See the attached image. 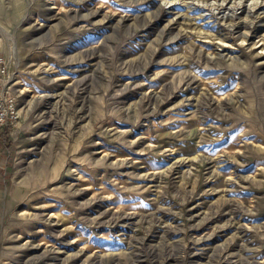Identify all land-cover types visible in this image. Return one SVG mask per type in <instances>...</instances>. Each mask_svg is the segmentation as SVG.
I'll list each match as a JSON object with an SVG mask.
<instances>
[{"label": "rangeland", "instance_id": "obj_1", "mask_svg": "<svg viewBox=\"0 0 264 264\" xmlns=\"http://www.w3.org/2000/svg\"><path fill=\"white\" fill-rule=\"evenodd\" d=\"M263 42L264 0H0V264H264Z\"/></svg>", "mask_w": 264, "mask_h": 264}, {"label": "built area", "instance_id": "obj_2", "mask_svg": "<svg viewBox=\"0 0 264 264\" xmlns=\"http://www.w3.org/2000/svg\"><path fill=\"white\" fill-rule=\"evenodd\" d=\"M0 58V126L15 119V99L9 92L8 72Z\"/></svg>", "mask_w": 264, "mask_h": 264}, {"label": "bare ground", "instance_id": "obj_3", "mask_svg": "<svg viewBox=\"0 0 264 264\" xmlns=\"http://www.w3.org/2000/svg\"><path fill=\"white\" fill-rule=\"evenodd\" d=\"M217 2H218V1H217ZM257 5H258V4H257ZM259 7H260V6H259ZM219 10H220V9H219ZM247 12H248V11H247ZM255 12H256V11H255ZM214 14H215V13H214ZM217 15H219V12L217 13ZM234 15H235V12H234ZM236 15H237V14H236ZM256 15H257V14H256ZM222 16H224V15H222ZM232 16H233V12H232L231 14L227 15L226 18H230V17H232ZM200 17H201V16H200ZM200 17H199V18H200ZM208 17H209V16H208ZM210 17H213L214 20H216V18H217V16H215V15H213V16L211 15ZM226 18H225V19H226ZM260 18H261V17H260ZM261 19H262V18H261ZM217 20H218V19H217ZM222 20H223V19H222ZM224 21H225V20H224ZM255 21H257V20H255ZM238 23H239V22H238ZM238 23H235V24H234V27H238V25H239ZM260 23H261V22H260ZM253 24H254V23H253ZM241 25H242V24H241ZM259 25H261V24H259ZM254 26H255V24H254ZM230 28H231V27H230ZM232 31H233V30H232ZM239 31H240V30H239ZM237 32H238V30H237ZM248 34H249V33H248ZM250 37H251V35H250ZM245 38H246V37H245ZM245 40H246V39H245ZM263 43H264V42H263ZM262 46H263V45H262ZM215 48H216V47H215ZM262 48H263V47H262ZM48 97H49V96H48Z\"/></svg>", "mask_w": 264, "mask_h": 264}]
</instances>
